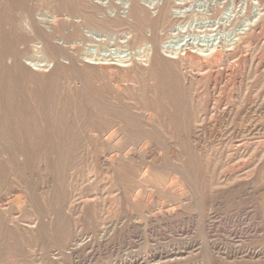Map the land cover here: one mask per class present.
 <instances>
[{"label": "rangeland", "instance_id": "1", "mask_svg": "<svg viewBox=\"0 0 264 264\" xmlns=\"http://www.w3.org/2000/svg\"><path fill=\"white\" fill-rule=\"evenodd\" d=\"M107 1L115 10L103 19V8L92 0L0 4V199L8 200L0 211L18 223L12 232L1 226L0 264H120L181 244L199 249L159 264H264L229 254L264 253V136L219 139L220 118L209 113L217 101L214 107H234L225 121L231 129L249 111L264 109V0H127L125 13L126 0ZM53 16L56 24L46 22L52 30L39 28L36 18ZM246 30L252 34L226 59L193 54L184 72L160 51L150 66L134 69L138 75L89 67L82 59L93 50L116 60L128 50L139 56L154 41L167 47L162 50L189 43L211 48ZM87 31L116 38L89 42ZM46 58L55 65L51 71L27 65ZM110 74L122 81L119 96L108 87ZM196 140L212 159L196 153ZM237 158L260 164L250 191L206 183L211 174L203 166ZM150 172L156 188L146 190L142 182ZM49 179L53 185L44 189Z\"/></svg>", "mask_w": 264, "mask_h": 264}, {"label": "bare ground", "instance_id": "2", "mask_svg": "<svg viewBox=\"0 0 264 264\" xmlns=\"http://www.w3.org/2000/svg\"><path fill=\"white\" fill-rule=\"evenodd\" d=\"M8 1L9 0H0V4L2 5L1 6V8L3 7V5H4V3H8ZM21 1V0H20ZM92 2L96 5V3L100 6V7H102L103 8V10H102V12L100 13V16H99V18L100 19H103L104 17H106V16H109V15H111L113 12H114V10L115 9H111L110 7V5H109V3H108V1L107 0H92ZM127 4H128V1L126 0V3H125V5H124V8H125V10H122V13H125L126 12V7H127ZM98 6V7H99ZM99 7V8H100ZM215 7V6H214ZM0 8V9H1ZM101 9V8H100ZM213 10H215V9H213ZM212 10V11H213ZM180 10H175L174 12H173V15L175 16V17H177V19H178V17H180V16H182V14H181V11L179 12ZM216 11V10H215ZM217 11H218V9H217ZM207 12H208V10H207ZM185 13V12H184ZM183 13V15L185 16V14ZM214 13V12H213ZM208 14V13H207ZM195 16V15H194ZM206 16V15H205ZM204 17V16H203ZM181 19V18H180ZM221 19V18H220ZM256 19V18H255ZM36 20H40L41 21V24L40 23H38V25H39V28H41V27H43V28H45V29H47V30H52V27L50 26V24H48V23H46V22H49V23H51V24H56L57 23V19H56V17H51V19H46V18H42V17H38V18H36ZM67 20H71V19H67ZM179 20V19H178ZM205 20V19H204ZM230 20V19H229ZM181 21V20H180ZM179 21V22H180ZM207 21H208V19H207ZM207 21H205V22H207ZM215 21V20H214ZM213 21V22H214ZM224 21V20H223ZM80 22V21H79ZM195 22H196V26H197V20H195ZM202 22V21H201ZM216 22V21H215ZM208 23L207 22V24H209L208 25V27H214V29H215V26L216 27H218L217 25H218V23ZM220 22H222V21H220ZM225 22V21H224ZM223 22V23H224ZM230 22V21H229ZM237 22V21H236ZM244 22V21H243ZM250 22V21H249ZM190 23V22H189ZM204 23V22H203ZM248 23V22H247ZM184 24V23H183ZM182 24V25H183ZM192 24V23H191ZM194 24V23H193ZM207 24H205V25H207ZM185 25V24H184ZM224 25V24H223ZM245 25V24H244ZM175 26V25H174ZM173 26V27H174ZM179 26H180V24H179ZM178 26V27H179ZM198 26H199V23H198ZM197 26V27H198ZM201 26H202V24H201ZM225 26H223V28H224ZM232 27V26H231ZM235 27V26H234ZM248 28V27H247ZM174 29H177V27L176 28H174ZM178 29H180V28H178ZM184 29H185V27H184ZM204 29V28H203ZM217 29H219V28H217ZM229 29V28H228ZM181 30V29H180ZM191 30H193L192 28H191ZM208 30V29H207ZM85 31V30H84ZM176 31V30H175ZM174 31V32H175ZM182 31V30H181ZM201 31H203V30H201ZM222 31H223V29H222ZM232 31V30H231ZM165 32V31H164ZM169 34H170V29H169ZM217 32V31H216ZM234 32V31H233ZM231 33V32H230ZM87 34H88V37H89V42H92V41H97L99 38L101 39V38H103V36H104V38L107 40H110V41H112V40H114V38H116V34H106V33H96V32H92V31H87ZM174 34V33H173ZM188 34V33H187ZM195 34V33H194ZM228 34V33H227ZM252 33H251V30H246V32L244 33V34H242V37L241 38H239V39H237V40H234V41H230V42H219V43H217L216 44V41L212 44L213 46L211 47V48H199L198 46H195L194 44H185L184 46H182V48L180 49V50H170V48H168L167 50H162L163 48H167V47H164V46H162L161 44H160V42H158V41H154V42H151V43H148L147 45H145V48H144V51L142 50L141 52H140V55L139 56H136V55H133L132 54V52L130 51V50H128V52H126L125 54H124V56L125 57H123V58H121L120 60L118 59V60H116L115 58H113L111 55H109V56H105V55H103V53H101L100 51H96V50H93V52L92 53H88L86 56H84V57H82V59L84 60V62H85V64H87L89 67H99V68H103V69H105V68H108V67H111L112 69H115V70H124L123 72H125L126 73V71L125 70H134V69H136V68H141V66H150V61L153 59V57L155 56V55H157L158 53H159V51L160 52H163V53H165L166 55L164 56L165 58H169V59H171L172 60V62L174 63V65H175V67L178 69V70H185L186 68H187V66H188V64L190 63V62H188V58L189 57H191L193 54L195 55H201V56H205V57H207V59L208 58H218V59H220V58H222L223 56L225 57V56H227V54H229L230 52H232L235 48H236V46L241 42V40H242V38H245V37H247V36H249V35H251ZM263 34V33H262ZM183 35V34H182ZM215 35V34H214ZM223 35V34H222ZM225 35V34H224ZM173 35H171V37H172ZM176 36V35H175ZM194 36V38H195V36L196 35H193ZM213 36V35H212ZM187 37V36H186ZM202 37V36H201ZM207 37V36H206ZM49 38V37H48ZM182 38V37H181ZM175 39V38H174ZM186 39V38H185ZM187 39H189V38H187ZM190 39H193L192 37L190 38ZM197 39V38H196ZM203 39V38H202ZM213 39V38H212ZM227 39V38H226ZM176 40V39H175ZM261 40V39H260ZM180 41V40H179ZM178 41V42H179ZM224 41V40H223ZM188 43V42H187ZM194 43L196 44V41L194 40ZM249 43V42H248ZM81 47H83V45H84V42L82 41V42H80V43H78ZM179 44V43H178ZM182 43H180V45H181ZM202 44V43H201ZM207 44V43H206ZM174 46H176V45H174ZM244 46V45H243ZM132 47V46H131ZM177 47V46H176ZM175 47V48H176ZM178 47H179V45H178ZM177 47V48H178ZM241 53V52H240ZM254 53V52H253ZM255 55V54H254ZM170 56H174V57H170ZM235 56V55H234ZM248 56V55H247ZM250 56V55H249ZM233 57V56H232ZM227 58H229V57H227ZM230 58H231V56H230ZM229 58V59H230ZM250 58L252 59V57L250 56ZM205 59V58H204ZM225 59H226V57H225ZM229 59H227V64L229 63ZM248 57H247V61H248ZM253 60V59H252ZM223 61H224V59H223ZM251 61V60H250ZM263 61V60H262ZM102 62H105V63H108V64H103ZM111 62V63H110ZM249 62V61H248ZM258 62V67H259V64L260 63H262L260 60L259 61H257ZM257 62H256V66H257ZM198 63V62H197ZM220 63V62H219ZM222 63V62H221ZM220 63V64H221ZM264 63V62H263ZM262 63V64H263ZM195 64H196V62H195ZM199 64H201V63H199ZM205 64V63H204ZM219 64V65H220ZM225 64H226V62H225ZM249 64L250 65H248V68H249V66H251V63L249 62ZM262 64H260L261 65V67L263 66ZM28 66H30L31 68H33V69H35L37 72H43V71H46V72H48V71H51V70H53L54 69V63L52 62V61H50V60H48L47 58L46 59H44L43 61H40V62H31V63H29V64H27ZM103 65H107L106 67H104ZM110 65V66H109ZM203 64H201V66H202ZM256 66H253L254 68L256 67ZM197 67H198V65H197ZM206 67V65L204 66V68ZM257 67V68H258ZM196 68V67H195ZM44 69V70H43ZM256 69V68H255ZM260 69V68H259ZM192 70V69H191ZM264 70V69H263ZM180 71V72H181ZM228 71V70H227ZM258 71V70H257ZM182 72H184V71H182ZM186 72V71H185ZM196 72V71H195ZM260 72V71H259ZM138 72L137 71H135L134 70V74H136V75H138L137 74ZM218 73V72H217ZM253 73H256L255 71L253 72ZM183 74V76H184V78L186 79V73L184 74V73H182ZM189 74V73H188ZM236 74H237V72H236ZM230 75V74H229ZM247 75H248V71H247ZM125 76V75H124ZM192 76V75H191ZM195 76V75H194ZM197 76V75H196ZM199 76V75H198ZM227 76V75H226ZM233 76V75H232ZM128 77H130V75L128 76ZM127 77V78H128ZM200 77V76H199ZM253 77V76H252ZM251 77V78H252ZM137 78V77H136ZM135 78V76H134V78H132L133 80H136V81H138V79H136ZM194 78V77H193ZM245 78H247V77H244V80H246ZM228 79V78H227ZM242 79V78H241ZM241 79L239 80V81H241ZM252 79H254V77L252 78ZM133 80H132V82H133ZM201 80V79H200ZM243 80V82H246V81H244ZM125 81V80H124ZM234 81V80H233ZM232 81V82H233ZM249 81V80H248ZM122 81L120 80V79H118L117 77H115L113 74L111 75H109V77H108V80H107V84H108V87L111 89V90H114L115 92H117V96H119V93H121V89H120V87L122 88L123 86L122 85H120V83H121ZM199 83H201L200 81H198ZM197 82V83H198ZM230 82V81H229ZM228 82V83H229ZM236 82H238V81H235V83ZM187 83V82H186ZM188 83H189V81H188ZM241 83V82H240ZM124 84V83H123ZM237 84H239V83H237ZM118 85L120 86L119 88H118ZM186 85V84H185ZM189 85H190V83H189ZM228 85H230V84H228ZM230 86H232V85H230ZM236 86V85H235ZM200 87V86H199ZM240 87H241V85H240ZM239 87V88H240ZM7 88H9V87H7ZM126 88V87H125ZM195 88V87H194ZM229 88V87H228ZM235 88V87H234ZM237 88H238V86H237ZM11 89V88H10ZM220 89H223V87L221 88L220 87ZM124 90H126V89H124ZM192 90V89H191ZM229 90V89H228ZM228 90H227V92H228ZM234 90V89H233ZM235 90H236V88H235ZM193 91V90H192ZM214 91H215V89H214ZM218 91H219V89H218ZM213 92V91H212ZM225 92V91H224ZM230 93V92H229ZM233 93V92H232ZM232 93H231V95H232ZM214 94V93H213ZM221 94H222V92H221ZM221 94H218L219 96L221 95ZM5 94L3 93L2 94V96H4ZM217 94H215V96H216ZM224 95V94H223ZM226 95H227V93H226ZM230 95V96H231ZM234 96H235V94H233ZM233 95H232V97H233ZM10 96H11V93H10ZM197 97H199V96H197ZM221 97H222V95H221ZM231 97V98H232ZM236 97V96H235ZM5 98H7V97H4L3 98V100L5 99ZM201 98V97H200ZM217 98H219V97H217ZM226 98V97H225ZM223 99V98H222ZM226 99H228V98H226ZM3 100H2V103H3ZM164 100V99H163ZM232 100V99H231ZM6 101V100H5ZM8 101V100H7ZM10 101H11V99H10ZM115 101V100H114ZM197 103L199 102L197 99L195 100ZM223 101V100H222ZM9 102V101H8ZM8 102H5L6 104L8 103ZM164 102H167L166 100H164ZM195 102V103H196ZM226 102V101H225ZM227 102H228V100H227ZM200 103V102H199ZM214 103V102H213ZM212 103V104H213ZM217 103H218V101H217ZM216 102H215V106H216V104H217ZM13 104V103H12ZM212 104L211 105H209L210 107L212 106ZM219 104V103H218ZM222 104V103H221ZM7 105H11L10 103H8ZM169 105V104H168ZM214 105H213V107L211 108V110H209L210 112V114L212 115V114H216V116L217 117H219L218 119H219V121H220V124L218 125V127H220V128H222L221 129V132H219L220 133V136H219V139H222L223 137H225V136H227V134H231L232 136H236V137H244V136H247L248 137V135L249 136H257V137H262V136H264V109H259V110H256L255 111V115H253L251 112L252 111H249L244 117H242L240 120H238V123L237 124H235L234 126H232L231 127V129H229V126L226 124V122L225 121H229L231 118H232V116H234V114H236L235 112H234V114H233V108L232 107H229V104H228V106H222V107H220V105H219V107L217 106V107H214ZM223 105V104H222ZM227 105V104H226ZM231 105V104H230ZM262 105V104H261ZM264 105V104H263ZM154 105H152V107H153ZM232 106V105H231ZM210 107L208 108V109H210ZM251 107H254V105H252ZM136 109V108H135ZM255 109V108H254ZM158 110V109H157ZM237 110V109H236ZM150 111V110H149ZM247 111V110H246ZM145 112V111H144ZM150 113V112H149ZM153 113H154V111H153ZM246 113V112H245ZM254 113V112H253ZM251 114V115H250ZM150 116V115H149ZM208 117V116H207ZM211 118V117H210ZM217 119V118H216ZM215 119V120H216ZM212 123H213V121H211ZM232 122V121H231ZM149 123V122H148ZM151 124H153V123H151ZM159 124H160V122H159ZM218 124V123H217ZM230 124V123H229ZM114 125V124H113ZM153 125H155V124H153ZM215 125V124H214ZM214 125H213V127H214ZM160 126V125H159ZM208 126V125H207ZM206 126V127H207ZM212 126V125H211ZM113 127V126H112ZM158 127V126H157ZM161 127H163V126H160V128ZM118 128V127H117ZM209 128V127H208ZM212 128V127H211ZM216 128V127H215ZM214 128V129H215ZM204 129H206V128H204ZM121 130H123V129H121V128H119V129H117V132L116 133H120V131ZM210 130V129H209ZM216 133V132H215ZM203 134H205V132L203 133ZM125 135V134H124ZM197 135V134H196ZM210 135V134H209ZM258 135H260V136H258ZM120 136V135H119ZM127 136V135H126ZM195 136V135H194ZM201 136V135H200ZM118 138V137H117ZM126 138V137H125ZM196 138V137H195ZM232 138V137H231ZM112 139H114V137L112 138ZM214 139V138H213ZM248 139V138H247ZM5 140V139H4ZM195 140V139H194ZM199 140V139H198ZM223 140V139H222ZM239 140V139H238ZM262 140V139H261ZM111 141H113V140H111ZM236 141V140H235ZM240 141V140H239ZM258 141V140H257ZM260 141V140H259ZM177 142V141H176ZM175 142V143H176ZM211 142V141H210ZM261 142V141H260ZM262 142H264V141H262ZM173 144H174V142H172ZM214 143V142H213ZM121 144V143H120ZM185 144V143H184ZM207 144V143H206ZM262 144V143H261ZM260 144V145H261ZM175 145H178V143L177 144H175ZM116 146H120L119 145V143H118V145H116ZM174 146V145H173ZM259 146V145H258ZM258 146H255V147H258ZM175 147H177V146H175ZM112 148V147H111ZM194 148H195V151H196V153L200 156V157H202V158H207V159H212L213 157H212V155H211V153L210 152H207L206 151V147H205V143L204 142H198L197 140H196V142H195V144H194ZM212 149V148H211ZM259 151H260V149H259ZM173 152V151H172ZM258 152V151H257ZM214 153V152H213ZM255 153V152H254ZM261 153H262V151H261ZM256 154H258V153H256ZM264 154V153H263ZM219 155V154H218ZM254 155V154H253ZM171 156H173V155H171ZM213 156H215V155H213ZM217 156V155H216ZM256 156V155H255ZM179 157V156H178ZM242 157V156H241ZM245 157V156H244ZM258 157V156H257ZM261 157V156H260ZM228 158V157H227ZM243 158V157H242ZM251 158V157H250ZM259 158V157H258ZM131 159L133 160V161H139L140 160V157L137 155V154H134L132 157H131ZM215 159V158H214ZM231 159H232V157H231ZM238 160H239V158H237ZM247 159V158H246ZM261 159V158H260ZM229 160V159H228ZM237 160V162L235 161V162H233L232 163V160H231V162H228L227 161V163H224L223 165H219L217 162H216V160H215V162L216 163H214V164H207L206 166H203L202 167V169H205V170H207L208 172H210V174H211V177L209 178V179H204L205 181H206V183L208 184V185H210L211 186V188H214L215 186H219V185H222V186H224L225 187V189L226 188H228V187H231L230 186V184H236V187L235 188H239V190H242L243 192H248V191H250L251 189H250V187L249 186H252V184H253V182L255 181V173L258 171V169H259V166H260V164L259 163H254L253 162V160H250V161H252L253 163H245V162H240V160L238 161ZM243 160V159H242ZM259 160V159H258ZM158 161H159V159H158ZM217 161H219V160H217ZM226 161V160H225ZM249 161V162H250ZM106 163V162H105ZM104 163V164H105ZM109 163V162H108ZM160 163V162H159ZM156 165H152V164H150V169L151 170H153V169H155L156 167H155ZM176 171H178V170H176ZM182 174H181V172L179 171V175H178V178H179V181H180V183H181V185H182V187H184V189L186 190V192H189V190H188V188H187V186L184 184L185 182H184V180L182 179V176H181ZM51 179V178H50ZM48 180L47 182V185L45 186V188L44 189H49V188H51L52 187V185H53V183H52V181L51 180ZM179 181L177 180V181H171L170 182V185H171V187H173V188H179ZM158 182V181H157ZM142 186H143V188H145L146 190H152V189H155L156 188V186H155V178H154V174H152L151 172L150 173H148V175H146V177L143 179V182H142ZM224 189V190H225ZM233 189V188H232ZM231 189V190H232ZM148 192V191H147ZM23 192H21L20 191V194H22ZM261 193V192H260ZM186 194H188V193H186ZM245 194V193H244ZM249 195V194H248ZM252 195V194H251ZM255 195H256V193H255ZM258 195V194H257ZM183 200L185 199V198H187V197H181ZM180 198V199H181ZM5 201H6V199H4V198H1L0 199V204L2 205V206H4L5 204ZM8 201V200H7ZM6 201V202H7ZM180 202V201H179ZM0 205V209L1 210H4L6 207H3L4 209H2V206ZM175 207V206H174ZM7 209V208H6ZM16 217H18V216H16ZM40 221V220H39ZM36 223V222H35ZM17 225H18V223H17V220L14 218V216L12 215V214H10L8 211H0V230H1V226L2 227H5V229H6V231H13L15 228H17ZM10 237H11V235H10ZM80 239V238H79ZM81 239H82V237H81ZM75 242V241H74ZM197 249H199V246L198 245H182L181 244V246H172L171 245V247H170V250H167V251H164V250H161V251H151V252H149V254H142V255H139V256H137V257H134V258H132L130 261H125V262H123V263H120V264H149V263H158L159 264V262H162V261H165V260H172V259H174V258H181L182 257V259L184 258L183 256H185V255H188L189 254V256H190V254L191 253H194ZM211 250L214 252V253H221V250L219 249V248H215V246L214 247H212L211 248ZM224 251H226V250H224ZM52 252H53V250H52ZM58 252V251H57ZM225 253V252H224ZM223 253V254H224ZM229 253V252H228ZM227 253V254H228ZM57 254V253H56ZM195 254V253H194ZM226 254V253H225ZM230 255H231V257L232 258H238V257H240V258H249V259H251V260H253V262L254 261H256L257 263H261L262 261H264V253L263 254H256V253H254V252H251V251H246L245 253H242V252H237V251H235L234 250V252H231L230 251V253H229ZM228 254V255H229ZM54 255V254H53ZM52 255V256H53ZM60 255V254H59ZM218 255V254H217ZM40 256V255H39ZM192 256V255H191ZM57 257V256H56ZM55 257V258H56ZM39 258V257H38ZM38 258H37V256H34V260H35V262H38L39 260H38ZM179 258V259H180ZM231 260V259H230ZM240 260V259H239ZM39 264H40V262H39ZM190 264V263H189ZM192 264H193V262H192ZM197 264V263H196ZM200 264V263H199Z\"/></svg>", "mask_w": 264, "mask_h": 264}]
</instances>
